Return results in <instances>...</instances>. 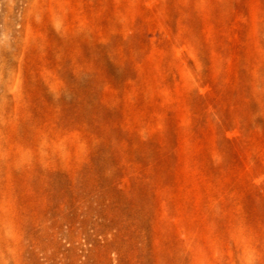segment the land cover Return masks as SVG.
Instances as JSON below:
<instances>
[{
	"label": "rangeland",
	"instance_id": "1",
	"mask_svg": "<svg viewBox=\"0 0 264 264\" xmlns=\"http://www.w3.org/2000/svg\"><path fill=\"white\" fill-rule=\"evenodd\" d=\"M0 226V264H264V0H0Z\"/></svg>",
	"mask_w": 264,
	"mask_h": 264
},
{
	"label": "bare ground",
	"instance_id": "2",
	"mask_svg": "<svg viewBox=\"0 0 264 264\" xmlns=\"http://www.w3.org/2000/svg\"><path fill=\"white\" fill-rule=\"evenodd\" d=\"M108 195V194H107ZM90 196V195H89ZM89 199H92L94 200L96 203H98L99 201L96 200V196H91L88 198V201H90ZM97 207V206H96ZM102 207V206H101ZM97 216V215H96ZM92 217V216H91ZM3 218V217H2ZM54 218V217H53ZM48 220V219H47ZM61 220V219H60ZM67 226V225H66ZM88 227V226H87ZM5 236H6V232H5V229L3 227L0 226V238H3L5 239ZM19 242V241H18ZM12 244V243H11ZM18 245V244H17ZM23 245V243H22ZM25 249V248H24ZM29 250V249H28Z\"/></svg>",
	"mask_w": 264,
	"mask_h": 264
}]
</instances>
